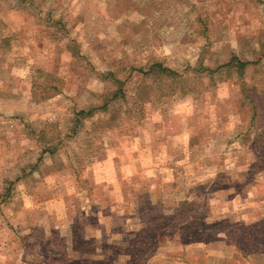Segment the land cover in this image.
I'll use <instances>...</instances> for the list:
<instances>
[{
	"label": "rangeland",
	"instance_id": "374dc122",
	"mask_svg": "<svg viewBox=\"0 0 264 264\" xmlns=\"http://www.w3.org/2000/svg\"><path fill=\"white\" fill-rule=\"evenodd\" d=\"M259 151L264 0H0V264H264Z\"/></svg>",
	"mask_w": 264,
	"mask_h": 264
},
{
	"label": "trees",
	"instance_id": "16d2710c",
	"mask_svg": "<svg viewBox=\"0 0 264 264\" xmlns=\"http://www.w3.org/2000/svg\"><path fill=\"white\" fill-rule=\"evenodd\" d=\"M5 41L7 42L8 40H5ZM234 62H236L235 64H237L239 66V69L241 71H244L247 67V63L245 64L243 62H240L237 59H234L230 65H233ZM137 71H139L145 77L146 76H149V77L152 76L154 78H161V77L174 78L178 75V73L176 71L172 70L171 68H167V67L163 66L161 63L153 64V65L149 66L148 69L140 68V70H137ZM114 82L116 84H118V86H120V88L117 87L118 90H116V92H114L112 94V97L110 98L111 101L115 102V101L124 99L126 97V93L123 90L124 84H120V82L117 80H114ZM108 106H109V101L100 109H104V108L106 109V108H108ZM95 112H96V108L91 109L89 111H78L76 113L77 121L81 122V120L83 118L91 117L93 114H95ZM262 153H263L262 151H259L260 157H258V158H260V162H261V160H263V162H264V153L263 154ZM261 167L264 168V166H261Z\"/></svg>",
	"mask_w": 264,
	"mask_h": 264
}]
</instances>
